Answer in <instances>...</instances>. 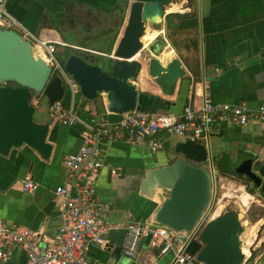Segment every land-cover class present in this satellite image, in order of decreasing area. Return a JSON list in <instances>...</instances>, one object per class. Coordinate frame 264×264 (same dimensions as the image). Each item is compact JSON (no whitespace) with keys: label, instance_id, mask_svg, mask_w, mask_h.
Segmentation results:
<instances>
[{"label":"crops","instance_id":"0c3cea01","mask_svg":"<svg viewBox=\"0 0 264 264\" xmlns=\"http://www.w3.org/2000/svg\"><path fill=\"white\" fill-rule=\"evenodd\" d=\"M188 1L172 0L166 6L169 9L176 5L183 11H173L171 17L167 15V30L173 31L174 41L160 56L162 61L169 60L175 49L185 65L188 74L182 95L180 85L174 95H164L152 81L145 84L141 80L138 87L144 94L143 108L182 113L189 102L199 107L205 91L216 102L257 107L264 102V0H192L191 7L186 5ZM6 9L25 29L44 39L109 52L117 41L116 29L123 24L127 6L123 0H6ZM57 25H65L68 30L56 31ZM154 32L157 35L152 37ZM162 32L150 28L142 38L144 46L153 43ZM60 47L69 48L58 44ZM143 75L144 72L141 78ZM78 95L77 105H84V113L81 110L78 113L83 121L92 123L102 116L118 118L114 113L109 114L104 95L88 101L81 93ZM71 100L72 93L64 101ZM166 101L171 104L167 105ZM85 130L81 122L64 125L54 120L49 138L54 148L49 160L42 159L27 145L14 149L8 156L0 155V220L41 231L46 243L55 238L61 225V212L53 190L64 183V159L80 148ZM164 133L157 135L162 144L157 152L122 137L103 144L104 166L96 179V198L108 205V220L125 227L130 221H146L153 216L155 202L160 201L157 197L150 200L143 196L140 184L149 168L165 165L173 157L174 142ZM211 144L213 159L229 156L235 160L243 154L262 151L264 130L257 124L219 125L212 134ZM113 169L122 174L114 176ZM26 177L38 181L39 189L25 192L21 181ZM107 246L108 241L102 245L90 244L88 257L112 262ZM156 246L143 245L134 258L136 264H169L171 257H159L157 249L154 251ZM24 252L16 247L9 264H29L21 261ZM256 252L252 264H264V247Z\"/></svg>","mask_w":264,"mask_h":264},{"label":"water","instance_id":"95a60500","mask_svg":"<svg viewBox=\"0 0 264 264\" xmlns=\"http://www.w3.org/2000/svg\"><path fill=\"white\" fill-rule=\"evenodd\" d=\"M171 2L128 0L125 19L110 53L67 43L70 52L64 58V66L85 98L95 99L104 95L108 101L107 109L115 114L130 110L157 114L163 112L143 108L144 94L138 87V81L145 84L152 81L164 95H174L180 85L182 95L188 71L175 49L171 59L162 61L160 56L165 49L158 44L150 48L151 56L145 65L140 60L145 48L142 38L148 28L158 29L167 20L165 9ZM54 30L65 32L68 29L65 25H57ZM70 93L71 88L64 79L52 75L51 66L34 54L30 40L18 30L0 27V155L8 156L14 149L27 145L42 159L49 160L54 148L49 139L50 130L55 119L49 113L47 117V113H42V120L36 119L37 107L33 99L45 96L50 105L56 101L68 104L64 100ZM165 103L171 104L170 101ZM177 137L178 141L172 146V159L165 165L149 168L141 180L140 193L150 200L157 197L160 201L155 202L151 218L178 232L176 243H188L187 250L195 254L201 264H250L251 259L246 260L243 248L246 227L237 210L225 209L213 215L204 224L197 240L193 239L196 226L204 221L214 204L215 184L209 165L214 162L212 155L215 153L211 141L206 145ZM222 159L226 161L217 166L218 174L245 175L264 195V148L260 153H246L235 160L229 156ZM117 172L118 176L122 174L120 170ZM34 181L38 183V190L40 183ZM21 187L23 189L22 181ZM57 187L53 190L55 197ZM126 233V227L111 229L108 233L107 250L115 264H136V256L123 249ZM151 239L150 234L143 245L148 247ZM263 247L264 232L252 249L258 251ZM156 249L157 246L154 251ZM167 255L171 257V264L174 254ZM21 261L28 262L26 252Z\"/></svg>","mask_w":264,"mask_h":264},{"label":"built area","instance_id":"2783aa9c","mask_svg":"<svg viewBox=\"0 0 264 264\" xmlns=\"http://www.w3.org/2000/svg\"><path fill=\"white\" fill-rule=\"evenodd\" d=\"M165 11L166 14L173 12L167 7ZM178 11H183V8ZM0 27L20 31L32 42L34 54L41 56L51 66L52 75L62 77L70 86L72 100L68 104L63 101L52 103L49 109L51 116L64 125L81 122L86 127L84 141L79 150L68 154L64 159L65 181L55 190L61 212V225L55 238L46 243L43 233L0 220V264H9L16 247L23 248L29 264H115L91 260L87 255L90 244L102 245L107 242L106 235L111 229L122 228L120 223L107 219L108 205L96 198L95 183L104 166L103 144L106 141L122 137L131 143L147 145L153 152H157L162 148L157 138L160 132L209 145L212 134L219 125L257 124L264 130V102L257 108H251L246 103L240 105L214 103L209 91L204 92L199 107L189 102L181 114L170 112L151 114L130 110L116 114L118 118L114 120L102 116L92 123H87L80 118L76 109L75 97L80 93V89L56 54L58 44L62 46L68 44L44 39L25 29L7 11L6 0H0ZM162 30L161 34H164L165 30ZM33 104H39V98H34ZM111 113L109 111V114ZM209 169L214 178L215 201L219 174L213 161ZM112 174L118 176L117 170L113 169ZM22 186L25 192L32 193L37 189L38 183L31 177H26L22 180ZM212 210L211 208L204 221L196 226L193 239L197 240L206 221L216 214V211ZM125 227L127 233L123 249L128 254L136 256L143 246V241L151 234L150 243L157 245L159 257L173 253L174 259L171 264H201L196 260L195 254L187 250L188 243H176L178 232L158 224L153 218L146 221L133 220ZM260 231L261 227L256 231L248 251H244L246 260L254 258L252 248L259 238Z\"/></svg>","mask_w":264,"mask_h":264},{"label":"rangeland","instance_id":"374dc122","mask_svg":"<svg viewBox=\"0 0 264 264\" xmlns=\"http://www.w3.org/2000/svg\"><path fill=\"white\" fill-rule=\"evenodd\" d=\"M175 1H180V0H175ZM188 2L189 3L186 4L187 6L190 7L193 6L192 0H189ZM167 25H168V19L165 20L164 23L159 25L158 29H156L158 31L164 29L165 30L164 34L159 35L153 43L146 46L142 50V55L140 57V60L144 65L151 56V51H150L151 47L160 44L166 50L167 48H170L173 45L174 33L171 29L167 30ZM156 35L157 32H154L152 34V37H155ZM69 52H70L69 48H67L66 50L62 47L58 48V52L56 54L63 64H65L64 58L66 55H68L67 53ZM144 71L145 70L143 69V72ZM86 101H88L87 98ZM36 107H37V113L35 117L36 119L40 118V115L42 113L50 114L49 111L50 104L45 96L39 97V104H37ZM76 109L78 113L80 112V110L82 113H84L83 111L84 105L78 104L76 106ZM165 133L164 134L166 136L168 135L172 138L173 142L178 141L179 138L177 136L170 135L167 132ZM221 161H226V159H219V158L214 159L216 168L217 166L220 165ZM216 186H217V197L212 206L213 209L212 211H216V213L219 214L225 209L237 210L241 214V219L245 224L246 231H249L252 226L257 225V230L259 229V227H261V231L259 232V237L262 236V233L264 232V195L260 194L259 188L256 185H254V183L251 182L246 176L237 175V174H227V173L225 174L223 172H221L217 177ZM220 206H222V208L218 212ZM254 253L257 254L258 252L254 251ZM253 260L254 259L250 261V264L253 263Z\"/></svg>","mask_w":264,"mask_h":264},{"label":"bare ground","instance_id":"6f19581e","mask_svg":"<svg viewBox=\"0 0 264 264\" xmlns=\"http://www.w3.org/2000/svg\"><path fill=\"white\" fill-rule=\"evenodd\" d=\"M179 9H180L179 6L174 5L173 7L169 8V11H178ZM149 31H150V28L147 29L146 33ZM256 231H257V225H255L254 228L250 229L249 231H246L243 234L244 251H248V246L251 244L253 237L256 235Z\"/></svg>","mask_w":264,"mask_h":264},{"label":"trees","instance_id":"16d2710c","mask_svg":"<svg viewBox=\"0 0 264 264\" xmlns=\"http://www.w3.org/2000/svg\"><path fill=\"white\" fill-rule=\"evenodd\" d=\"M123 1L127 4V1H128V0H123ZM124 11H125V8L122 9V18H123ZM171 16H173V14H170V15H169V17H171ZM117 33H119V30H117ZM111 46L113 47V44H112ZM112 47H110V49H109V53L111 52V48H112ZM195 48H197L196 45H195ZM254 254H255V253H254Z\"/></svg>","mask_w":264,"mask_h":264},{"label":"flooded vegetation","instance_id":"af4514ba","mask_svg":"<svg viewBox=\"0 0 264 264\" xmlns=\"http://www.w3.org/2000/svg\"><path fill=\"white\" fill-rule=\"evenodd\" d=\"M188 3H189V2H188ZM122 21H123V19H122ZM122 21H121V22H122ZM121 25H122V23L118 25V27H117L118 29H116V31L119 30V27H120ZM91 45H92V44H90V46H91ZM85 47H87V46H85ZM89 48H92V47H89ZM237 175H240V174H237ZM242 176H245V175H242Z\"/></svg>","mask_w":264,"mask_h":264}]
</instances>
